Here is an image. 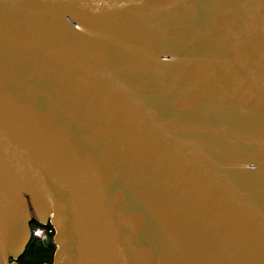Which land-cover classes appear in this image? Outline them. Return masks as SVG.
Segmentation results:
<instances>
[{
	"label": "water",
	"instance_id": "95a60500",
	"mask_svg": "<svg viewBox=\"0 0 264 264\" xmlns=\"http://www.w3.org/2000/svg\"><path fill=\"white\" fill-rule=\"evenodd\" d=\"M264 264V0H0V264Z\"/></svg>",
	"mask_w": 264,
	"mask_h": 264
},
{
	"label": "trees",
	"instance_id": "16d2710c",
	"mask_svg": "<svg viewBox=\"0 0 264 264\" xmlns=\"http://www.w3.org/2000/svg\"><path fill=\"white\" fill-rule=\"evenodd\" d=\"M54 249V244H50V246L45 247L39 242L37 237L32 236L24 253L17 259V262L19 264L51 263Z\"/></svg>",
	"mask_w": 264,
	"mask_h": 264
},
{
	"label": "built area",
	"instance_id": "2783aa9c",
	"mask_svg": "<svg viewBox=\"0 0 264 264\" xmlns=\"http://www.w3.org/2000/svg\"><path fill=\"white\" fill-rule=\"evenodd\" d=\"M31 230L32 236L37 237L43 246L48 247L50 244H54L53 235L55 228L50 221H46V223L34 221V226Z\"/></svg>",
	"mask_w": 264,
	"mask_h": 264
},
{
	"label": "flooded vegetation",
	"instance_id": "af4514ba",
	"mask_svg": "<svg viewBox=\"0 0 264 264\" xmlns=\"http://www.w3.org/2000/svg\"><path fill=\"white\" fill-rule=\"evenodd\" d=\"M30 226H31V228H32V227L34 226V222H31Z\"/></svg>",
	"mask_w": 264,
	"mask_h": 264
}]
</instances>
